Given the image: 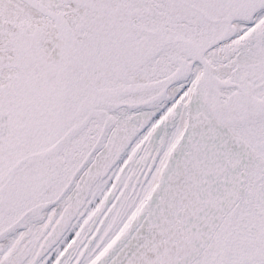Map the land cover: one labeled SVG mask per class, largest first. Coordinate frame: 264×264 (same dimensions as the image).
Segmentation results:
<instances>
[{
    "label": "snow or ice",
    "instance_id": "snow-or-ice-1",
    "mask_svg": "<svg viewBox=\"0 0 264 264\" xmlns=\"http://www.w3.org/2000/svg\"><path fill=\"white\" fill-rule=\"evenodd\" d=\"M0 264H264V0H0Z\"/></svg>",
    "mask_w": 264,
    "mask_h": 264
}]
</instances>
